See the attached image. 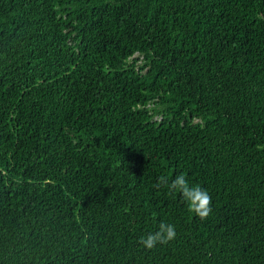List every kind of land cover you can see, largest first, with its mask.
I'll use <instances>...</instances> for the list:
<instances>
[{
    "label": "trees",
    "instance_id": "obj_1",
    "mask_svg": "<svg viewBox=\"0 0 264 264\" xmlns=\"http://www.w3.org/2000/svg\"><path fill=\"white\" fill-rule=\"evenodd\" d=\"M0 264H264V0H0Z\"/></svg>",
    "mask_w": 264,
    "mask_h": 264
},
{
    "label": "clouds",
    "instance_id": "obj_2",
    "mask_svg": "<svg viewBox=\"0 0 264 264\" xmlns=\"http://www.w3.org/2000/svg\"><path fill=\"white\" fill-rule=\"evenodd\" d=\"M164 186L170 195L178 194L186 203L188 211L195 214L200 220H206L211 214V197L208 191L198 184H190L183 173L176 175L171 180L166 176L158 177L155 187ZM176 236L175 225L161 221L156 231L141 235L136 243L144 249L151 250L158 244L167 245L174 241Z\"/></svg>",
    "mask_w": 264,
    "mask_h": 264
}]
</instances>
